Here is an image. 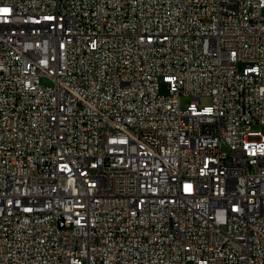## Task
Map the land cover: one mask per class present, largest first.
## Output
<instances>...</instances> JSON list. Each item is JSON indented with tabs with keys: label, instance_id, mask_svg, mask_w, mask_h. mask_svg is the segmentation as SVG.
<instances>
[{
	"label": "built area",
	"instance_id": "obj_1",
	"mask_svg": "<svg viewBox=\"0 0 264 264\" xmlns=\"http://www.w3.org/2000/svg\"><path fill=\"white\" fill-rule=\"evenodd\" d=\"M257 126L264 0H0V264H264Z\"/></svg>",
	"mask_w": 264,
	"mask_h": 264
},
{
	"label": "rangeland",
	"instance_id": "obj_2",
	"mask_svg": "<svg viewBox=\"0 0 264 264\" xmlns=\"http://www.w3.org/2000/svg\"><path fill=\"white\" fill-rule=\"evenodd\" d=\"M42 83L44 84H49L50 82L47 79H42ZM167 92V88L166 86L162 85L161 86V93H166ZM183 105H186L190 102V98L188 97H182L181 100ZM201 104L202 105H210L212 104V98L210 96H204L201 98ZM255 130H263L264 131V126H257L254 128Z\"/></svg>",
	"mask_w": 264,
	"mask_h": 264
},
{
	"label": "snow or ice",
	"instance_id": "obj_3",
	"mask_svg": "<svg viewBox=\"0 0 264 264\" xmlns=\"http://www.w3.org/2000/svg\"><path fill=\"white\" fill-rule=\"evenodd\" d=\"M5 11H7V9H5Z\"/></svg>",
	"mask_w": 264,
	"mask_h": 264
}]
</instances>
